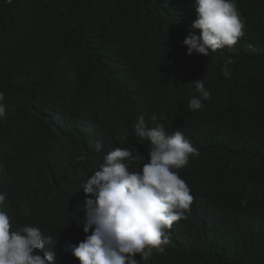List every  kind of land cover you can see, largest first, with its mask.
I'll return each mask as SVG.
<instances>
[{
    "label": "trees",
    "instance_id": "16d2710c",
    "mask_svg": "<svg viewBox=\"0 0 264 264\" xmlns=\"http://www.w3.org/2000/svg\"><path fill=\"white\" fill-rule=\"evenodd\" d=\"M230 2L244 35L204 57L183 46L200 35L196 0H0V195L13 232L37 228L71 252L85 240L81 185L117 148L141 171L151 145L134 126L155 115L200 155L174 170L188 219L165 255L137 264H264V0ZM197 81L211 98L192 112Z\"/></svg>",
    "mask_w": 264,
    "mask_h": 264
},
{
    "label": "clouds",
    "instance_id": "9594fccd",
    "mask_svg": "<svg viewBox=\"0 0 264 264\" xmlns=\"http://www.w3.org/2000/svg\"><path fill=\"white\" fill-rule=\"evenodd\" d=\"M195 11L191 27L200 35L190 33L184 40L188 56L196 53L209 57L221 49L232 50L242 39L244 25L234 2L196 0ZM232 63L228 59L222 69L226 79H230L228 65ZM194 85L199 98L190 100L192 112L203 110L202 100L211 98L203 81ZM0 119H6L3 106ZM165 119L161 114L159 120ZM157 120L153 115L155 126L149 128L141 116L134 126L135 136L151 145L148 163L141 171L130 172L129 164H135L136 158L132 152L117 148L81 185L84 195L90 197L85 201L82 221L85 240L72 247V253L65 249L63 239L62 246L54 247L53 240L45 239L37 228L25 226L13 232L1 208L5 196L0 195V264H53L54 260L69 262L73 256L79 264H137L136 257L147 261L154 254L165 255L172 226L188 219L193 203L188 185L174 170L187 167L189 158L199 157L200 153L180 131L168 136L164 124ZM127 135L125 132V139ZM94 148L100 152L101 142H94ZM83 160L85 156L81 155L77 162Z\"/></svg>",
    "mask_w": 264,
    "mask_h": 264
}]
</instances>
